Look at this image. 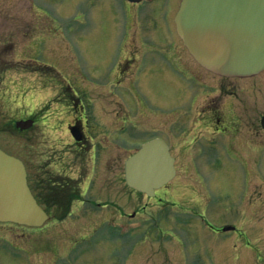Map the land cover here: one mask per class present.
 <instances>
[{
  "label": "rangeland",
  "instance_id": "374dc122",
  "mask_svg": "<svg viewBox=\"0 0 264 264\" xmlns=\"http://www.w3.org/2000/svg\"><path fill=\"white\" fill-rule=\"evenodd\" d=\"M4 1L9 14L7 18L17 17L23 21L30 17L24 8L29 2L33 3L30 12L38 25L34 24L32 29L34 32L30 39L34 40V45H29V48L25 47L27 40L22 35L25 32L21 31L24 27L4 26L0 30L3 49L9 50L12 43L11 55L0 57L1 149L29 163L30 147L35 148L32 149V160L42 162L47 161V147L57 152L69 147L65 146L69 142L68 134L61 126L66 116L60 110V105L49 100L61 98L64 88L77 94L87 83L89 85L85 87L89 88L91 95L101 98L105 108L111 104L109 95L112 93L116 104L114 116L111 113L102 114L104 111H101L98 104L94 118L96 125H108L111 133L114 125L118 128L121 121L130 122L129 132L115 139L116 166L114 180L110 173L109 184L113 181L110 188L106 182L104 187L90 184L91 189H85V197L76 198L70 203V214L66 222L52 224L47 235L58 244L63 243L64 235L66 238L69 236L66 242L75 241L78 236L88 235L91 228L97 226L96 223L103 224L118 217L126 222L128 216L135 214L147 218L146 226L141 227L142 230L133 227L132 235L124 240L109 237L105 232L85 237L81 256L83 263L264 264V133L261 129L257 131L254 125L259 115L261 117L264 113V72L238 80L205 78V85H196L191 89L194 104L189 116L185 115L186 118L181 120V126L190 129L193 134L206 135L207 131L203 129L205 126L195 120L206 109L204 105L216 104L222 115L227 116L224 118L225 123L229 126L233 120L238 123V150H232L227 141H221L215 150L221 155L224 165H212L211 170L205 169L209 171L199 179L195 170H187L189 176L179 180L178 192L174 184H170L158 192L163 197H146L125 184L123 163L141 140L153 135L168 139L172 132L169 129H175L174 110L171 106L178 105L179 98L175 95L173 84L162 77H150L131 88L129 74L127 77L112 79L114 70H109L111 65L104 59L112 56L111 48L115 52V25L111 19L110 22L95 23L90 16L94 15L92 11L95 3H104L107 8L116 9L122 1ZM14 4L15 7L12 6ZM38 7L43 10H38ZM82 12L87 16L86 24L71 20L81 17ZM153 17L149 16L151 19ZM65 18L69 20H63ZM149 18H142L140 26L132 27L134 38H145V31L151 29L152 25ZM120 30L119 27L118 33ZM9 33H12V38L8 36ZM178 45L180 49L176 47L172 51L175 56L182 50L181 45ZM23 49L31 51L20 52ZM14 50L18 51L13 53ZM137 52V48L132 45L115 61L122 62L130 55L137 58ZM118 72L116 69L115 73ZM218 83L224 87V91L233 89L236 94L216 98ZM95 84L105 88L97 90ZM30 115L36 119L33 127L22 134L17 133L13 123ZM232 155L233 158L230 157ZM182 176L180 173V178H184ZM207 194L210 195L208 205L207 197H204ZM87 199L101 204L103 208L94 210L82 202ZM90 210L95 212L88 213ZM193 213L206 217L207 222L214 226L230 225L237 231H228L223 236L215 232L205 233L203 230L207 229H197L200 223L195 220L194 225L189 217L185 223L177 221L179 216H190ZM45 224L47 226V222ZM43 231L45 229L41 233ZM0 233L5 240L9 238L28 242L30 239V242H38V239L33 238L39 237L40 242H43L41 236L30 229L22 231L21 227L14 228L8 224L0 223ZM75 252L77 250H70L73 256Z\"/></svg>",
  "mask_w": 264,
  "mask_h": 264
},
{
  "label": "flooded vegetation",
  "instance_id": "af4514ba",
  "mask_svg": "<svg viewBox=\"0 0 264 264\" xmlns=\"http://www.w3.org/2000/svg\"><path fill=\"white\" fill-rule=\"evenodd\" d=\"M101 1L108 2L110 0ZM113 1H122V3L117 4L118 6L116 9L112 7L107 8L104 3L99 5L95 3V7L92 11L94 15L90 16L91 21L95 23L102 21L110 22L111 19L115 25V52L111 48L113 53L112 56L104 59V61L107 60L110 63L109 66L111 65L110 68L108 67L109 70H114V73L111 75L112 79H118L121 76L125 77V75L127 77L129 74L128 78H131L129 87L131 88V86L139 85L143 80L149 79L150 77H162L165 81H169L173 84L175 95L179 98L178 105L175 104L171 106L174 110L173 121H175V124L173 127H175V129L170 128L169 130L172 131L170 133L168 130L170 138L168 137L167 139V137L153 135L138 143V146H140L141 143L150 139L159 138L168 147L169 153L173 158L174 176L171 181L159 190H156L154 195L151 196L163 197L160 196L158 192H161L164 187L170 184H174V188H176L178 192L179 189H177V186L179 185V180H185L189 176L187 170H195L197 179H199L202 174L209 171L205 169L211 170L212 165H224L221 160V155L216 153L215 147H218L221 141H227L228 146L232 150H238L236 142L237 138H239L238 123L236 120H233L230 126L228 123H225L224 118L227 116L222 115L221 109H219L216 104H213L210 106L204 105L206 109L201 111L199 118L195 120V122L197 121L205 126L203 129L207 131L206 135L201 136L200 133L193 134L190 129L184 128L180 124L181 120L186 118L185 115L189 116V113H191V106L194 104V94L191 89L196 85H205V78H226L214 75L198 66L183 47L174 24V16L178 9L179 0H141L139 2L128 0ZM28 4L29 5L26 6L24 10L27 9L30 17L25 18V21H23L17 17L7 18V16H9L7 6L4 0H0V30H2L4 26L24 27L21 31L25 32L22 35L27 40L25 45L26 48H29V45H34V40L30 39V37L34 32V30H32L34 29V24L38 25V23H35V19L30 12L34 4L30 2ZM12 6L15 7V4ZM38 10L42 11L43 9L38 7ZM81 15L82 16L79 18H71V20H75L80 24H86L87 16H85L83 12ZM150 15L152 17L154 16L153 19L149 18ZM142 18H149L152 24L151 29L145 31L147 35H145L144 39H139L137 36L134 38L132 35V27L134 26L137 28V26H140ZM63 20L69 19L65 18ZM40 25L44 26L43 24ZM118 25L121 29L120 33H118ZM153 33H155V35H153ZM159 35H161V37ZM8 36L12 38V33H9ZM0 43V57L11 55L10 50L12 48V43L10 42L9 50L3 49L4 42ZM176 44H179L178 46L181 45L182 50L175 56L172 51L177 47ZM132 45L134 48H137L138 57L135 58L130 55L125 57L122 62L118 61L116 63L115 58H120L124 55ZM177 48L180 49L179 47ZM17 51L18 50H14L13 53ZM23 51L29 53L31 50L23 49L20 52ZM115 63L117 64L116 68H114ZM116 69L119 71L118 74L115 73ZM1 70L2 68L0 66V71ZM258 75L260 74L255 76ZM229 79L238 80L239 78ZM88 85L87 83L83 88H80V92H77V94L70 92L69 88H64L61 98L49 100L51 103L55 102V104L60 105L63 109L60 110L66 116L61 126H63V131L68 134L69 142L65 143V146L68 145L69 147H64L60 152L47 147L46 162L33 161L32 157L34 153L32 149L35 148L30 147L28 156L31 158V161L29 163L22 161L25 167L28 187L34 198L41 204L47 214V226L45 224L39 228H31L11 223H2L12 225L14 228L21 227L22 231L24 229H30L33 233L39 234L43 242H40L39 237L33 238L38 239V242H30V239L28 242H21L17 239L10 240L9 238L5 240L3 234L0 233V264H86L83 263L81 257L84 248L83 240L85 237L95 235L96 232H105L109 237H116L118 240H124L133 233L130 224L133 218H139L138 222L141 227L144 228L146 226L147 218L141 216L137 217L133 214L128 216L129 218L126 222L118 217L109 219L103 224L96 223L97 226H93L88 235L78 236L75 241L70 240L66 242L69 236L67 235L66 238V235H64L62 236L64 239L63 243L58 244L53 241L51 236L47 235V231L52 224L66 222L70 214V203L76 198L85 197V189H91L93 183L97 184L98 187H104V183L106 182L108 188H110L109 185L113 183V181H111V184H109L110 173L112 176L114 175L116 166L114 149L115 139L116 137L127 134L130 129V122L128 121H121L118 128L117 125H114L111 129V133L109 132L108 125L105 127L95 124L94 118L98 112V104L101 111L102 109L104 111L102 114L106 115L111 113L113 116L116 111V104L113 102V93H110L111 104L105 108L104 104L101 103V98L91 95L89 88L85 87ZM95 85L98 86L97 90H103L105 88L104 86L100 88V84ZM217 87L218 95L216 98L219 96L232 97L236 94L233 89H225L224 91V87L221 86L220 83H218ZM217 101L218 99L215 100V102ZM185 103L186 105L182 107ZM30 117L33 118L35 123V116L30 115ZM102 117L104 116L102 115ZM102 121L103 120H101V122ZM254 125L257 131L260 129L262 130L260 115ZM211 127H213V129L209 131ZM127 129L128 132L125 133ZM23 132L18 133L22 134ZM262 132L264 133L263 130ZM233 156L234 155L230 157L233 158ZM202 158L204 159L203 161L201 160ZM180 173H182V177L184 178H180ZM112 178V180H114V176ZM106 179L107 181H105ZM100 183L101 185H99ZM143 195L146 196L145 194ZM87 197L92 196L87 195ZM204 197H207L206 201L208 205L210 195L207 194ZM82 202L92 206L94 210L95 208H103L101 204L97 202L92 203L90 199L86 201L82 200ZM87 212L94 213L95 211L90 210ZM88 215L89 214H87V216ZM179 217L194 218L193 224L196 225L195 220H197L201 226H197V229H207L208 231L203 230L205 233L215 232L223 236L227 233L221 231L225 225L220 227L214 226L207 222V218L204 216L201 217L193 213L190 214V216ZM45 226V231L41 233ZM236 231L237 229L232 230L233 233ZM70 250H77V252H75L73 256V254H70ZM47 253H49L48 257Z\"/></svg>",
  "mask_w": 264,
  "mask_h": 264
},
{
  "label": "water",
  "instance_id": "95a60500",
  "mask_svg": "<svg viewBox=\"0 0 264 264\" xmlns=\"http://www.w3.org/2000/svg\"><path fill=\"white\" fill-rule=\"evenodd\" d=\"M174 21L183 45L204 69L224 77H249L264 69V0H181ZM33 122L18 120L13 127L23 131ZM261 123L264 128V115ZM173 174V159L160 140L143 144L124 162L126 185L148 196ZM46 220L22 161L0 149V223L37 228Z\"/></svg>",
  "mask_w": 264,
  "mask_h": 264
},
{
  "label": "bare ground",
  "instance_id": "6f19581e",
  "mask_svg": "<svg viewBox=\"0 0 264 264\" xmlns=\"http://www.w3.org/2000/svg\"><path fill=\"white\" fill-rule=\"evenodd\" d=\"M263 72H264V71H262L261 73H263ZM261 73H259V74H261ZM127 132H128V129H127V131H126L125 133H127ZM125 133H124V134H125Z\"/></svg>",
  "mask_w": 264,
  "mask_h": 264
}]
</instances>
